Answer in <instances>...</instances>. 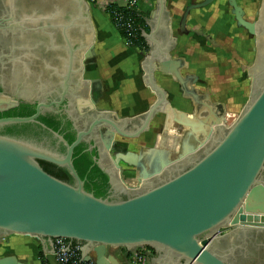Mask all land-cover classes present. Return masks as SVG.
Listing matches in <instances>:
<instances>
[{
	"label": "water",
	"instance_id": "obj_1",
	"mask_svg": "<svg viewBox=\"0 0 264 264\" xmlns=\"http://www.w3.org/2000/svg\"><path fill=\"white\" fill-rule=\"evenodd\" d=\"M165 1L157 0L151 29L141 30L150 47L141 62L142 79L154 93V101L136 115L140 123L133 132H123L109 118L102 120L121 136L135 138L148 130L157 114H164V129L173 123L185 127L188 138L196 141L195 147L173 160H157L159 167L151 171L140 168L143 175L135 187L118 176L115 159L116 172L106 175L115 187L110 199L86 190L73 165V149L84 132H79L71 144L58 135L66 146L65 154L0 135V236L16 233L38 237L49 264H59L53 254L54 239L59 237L79 244L83 261L90 262L93 253L94 264H112L113 258L106 254L109 246L128 250L152 247V259L157 264H228L213 249L217 240L250 233L264 237V83L260 82L264 56H256L250 63L248 98L230 125H224V117H212L210 106L205 108L208 115L200 117L205 104L191 86L195 75L181 74L186 61L173 58L168 44L162 45L155 37L163 26ZM85 4L89 41L81 57L83 72L84 60L95 42L89 5L87 1ZM229 4L238 24L254 33V26L239 17L235 0H229ZM80 20L78 15L79 25ZM77 40L80 43L82 38ZM154 72L169 74L180 85L183 96L194 104L191 116L171 105L166 91L156 83ZM39 108L32 116L0 118V126L34 121ZM118 150L124 154L123 148ZM128 155L134 164V156ZM39 160L65 168L73 183L47 173ZM186 163L189 165L181 169ZM225 229L229 231L218 235ZM251 256L249 253L247 260L237 258V264H253ZM0 264L21 263L5 257ZM259 264H264V252Z\"/></svg>",
	"mask_w": 264,
	"mask_h": 264
},
{
	"label": "flooded vegetation",
	"instance_id": "obj_2",
	"mask_svg": "<svg viewBox=\"0 0 264 264\" xmlns=\"http://www.w3.org/2000/svg\"><path fill=\"white\" fill-rule=\"evenodd\" d=\"M86 1L0 0V118L32 116L37 107H40L34 121L1 125L0 135L20 138L65 154L66 146L58 139V135L71 144L79 132H84L83 139L73 149V152L79 149L91 157L92 163L87 170L89 177L86 175L84 182L87 180L102 184L106 178L105 197L112 199L115 187L108 183L106 175L109 171L116 172L114 152L119 153V148L124 149L123 142L118 139L131 138L118 134L102 118L111 119L125 133L133 132L140 121L136 115L115 113L92 99L81 67L82 53L89 41ZM238 8L239 17L251 23L255 29L252 33L248 28L238 25L245 30L252 42V59L264 56V0H259L255 9L248 4ZM232 14L236 20L235 13ZM78 15L81 16V25L76 21ZM77 37L82 38L80 43ZM261 72L260 82L264 83V68ZM208 105L211 107L212 117L223 118L226 112L223 104L210 102ZM190 106L192 113L194 107L191 103ZM205 112L208 115L209 112ZM166 134L164 141L175 143L177 136ZM191 147L186 146L187 150ZM131 155L135 158L136 170L141 172L140 168L151 171L158 165L157 160H165L168 152L163 151L162 156L157 159L152 148L143 146ZM38 162L42 168L46 166L55 174L57 168L66 170L47 161ZM118 164V176L122 179V163ZM188 165L186 163L180 168ZM125 172L130 177V173ZM114 176L117 178L116 173ZM228 231L219 230L218 235H224ZM213 249L228 264H237V258L247 260L249 253L253 264H259L264 252V237L253 233L223 237L217 240Z\"/></svg>",
	"mask_w": 264,
	"mask_h": 264
},
{
	"label": "crops",
	"instance_id": "obj_3",
	"mask_svg": "<svg viewBox=\"0 0 264 264\" xmlns=\"http://www.w3.org/2000/svg\"><path fill=\"white\" fill-rule=\"evenodd\" d=\"M106 1L112 0H98L95 5L87 2L95 42L91 53L84 60L83 79L88 82L92 99L98 105L115 113L130 114L133 111L135 114L130 115H139L155 99L154 93L145 85L142 79L143 68L141 62L148 54L150 47L146 44L147 49L142 50L124 44L122 37L110 22L108 14L102 8L103 2ZM235 2L238 6H244L245 4H257L259 0H235ZM156 4L157 0H138L137 8L145 18L146 32L151 29L150 24L154 25L152 16ZM232 13L233 9L229 4V0H210L208 2L206 0L165 1L163 26L159 28L155 37L162 45L168 44L169 52L173 58L181 57L186 61V67L181 69V74L195 75L191 86L200 96L201 102L205 104L204 106H210L208 105L210 102L211 104L221 103L226 106L225 104L230 97L231 87H227V90L222 87H214L215 95L210 89L211 79L223 73L221 65L224 58L227 59L228 56L226 55L231 54L233 51L236 58H245L248 49L250 54L248 56L252 57L250 51L252 42L245 30L238 26L239 24ZM191 27L199 28L198 30L203 31L209 38L194 34L190 30ZM190 34L193 36L192 39H190ZM215 42H218L219 46L212 45ZM191 43L194 44L192 52L196 57L197 65L192 72H185L184 69H187L188 66L196 64L188 62L186 59L189 50H191L189 49ZM209 55L218 58L215 59V65L208 64L206 56ZM250 63V60L248 63L246 62V68L239 72L238 80H245L244 74H247ZM154 78L156 83L166 91L167 99L171 105L175 100L179 103H182V101L190 102L194 107L192 100L183 96L180 85L173 80L171 75L154 72ZM225 81L228 82V80ZM115 106L118 107L115 108ZM202 108L205 110L206 107ZM185 113L191 116L193 112ZM182 138L183 141H186L185 147L193 145L190 138ZM147 247L150 250L148 264H157L152 259L155 256L154 249ZM40 252L45 257L43 244L36 236L16 233L0 236V259L10 257L21 264H43L39 258ZM106 254L113 258L112 264H133L132 249L109 246L106 248ZM91 256L92 260L89 263L94 264V254L91 253Z\"/></svg>",
	"mask_w": 264,
	"mask_h": 264
},
{
	"label": "rangeland",
	"instance_id": "obj_4",
	"mask_svg": "<svg viewBox=\"0 0 264 264\" xmlns=\"http://www.w3.org/2000/svg\"><path fill=\"white\" fill-rule=\"evenodd\" d=\"M248 6L250 8L252 7L253 9H255L257 7V4H248ZM110 22H111V20H110ZM114 29L117 31V29L115 27H114ZM198 29L199 28H192L190 30H192L193 33L198 35V36H207L205 33H203V31L198 30ZM192 37H193L192 34H190V39H192ZM207 37L209 38V36H207ZM193 43H191V45H189V49H191V50H189V53L186 56L187 57L186 59L188 60V62H192L195 64L197 61H195L196 57H194V54L192 52V49H194ZM212 45L219 46L218 42H215ZM247 52H248L247 56L245 58L241 57L240 59L235 57L233 51L231 52V54L226 55L228 57H227V59L224 58V61H222V65H221V69H222L223 73L218 74L219 76L217 75L216 77L212 78L210 81V89L214 93V95H215V92L213 90L214 87H218V88L222 87L224 89H226L227 87L232 88V92L230 93V97L228 96L229 99L227 100V103L225 104L226 105L225 106L226 112H225V115H223L225 126L230 125L236 119V117L238 116V114L241 111L243 102L245 101V99L248 96L249 84L251 82V76L248 74V71H247V74L246 73L244 74L245 80H238V75H240L239 72H242L246 68V62L248 63L249 60L250 61L253 60L252 59L253 53H252V57L250 58L248 56V55H250L248 49H247ZM206 59H207V62L209 65H215V61L218 58H215V57H212L211 55H209V56H206ZM196 65H197V63L194 66H190V67L188 66V68L184 69V71L185 72H187V71L192 72L193 68L195 69ZM222 75L223 76L226 75V76L223 77ZM158 76H161V75H158ZM220 77H221V79H220ZM225 80H228V82H226ZM233 87H235V88H233ZM235 89H237V90H235ZM172 105L178 110H182V111H185L187 113H191L192 108H191L189 103H186L184 101H182V103H179L178 101L174 100L172 102ZM117 107L118 106H115V108H117ZM119 111H121V110H119ZM130 114H135V113L132 111V113H130ZM205 115H206L205 110L200 112V116H205ZM163 116H164L163 114H157L151 120L148 130L142 132L138 137L131 138V139H125V138L124 139L123 138L118 139L120 142H123V144H124L123 147L125 149L124 150L125 152H124V154H121L120 152L119 153L114 152V155H115L114 158H116L118 160V163L119 162L122 163L121 164L122 170L120 172V176H122V181L125 184H127L131 187H135L138 185L140 177L143 175V173L136 170L135 165L132 164V162L127 159V158H129V155H128L129 153H135V152H137V150L140 147L144 146L146 148H152L155 152L156 158H157L159 152H163V151L168 152V156L165 158V160L162 159L166 162V161H170V160L175 159L179 154H181L182 152H184L187 149L186 147H184V149H183V142L184 141L181 140L182 137L188 139L187 129L185 127L177 124V123H173L168 129H164V125H163L164 117ZM166 133L174 134L177 136L175 138V143L171 142L170 140L164 141L163 137L165 136ZM190 139L194 143V146H192V147H195L197 145L196 141H194L193 138H190ZM120 154L122 156H124L125 158H123ZM125 171H128L130 173L131 178L127 177Z\"/></svg>",
	"mask_w": 264,
	"mask_h": 264
},
{
	"label": "built area",
	"instance_id": "obj_5",
	"mask_svg": "<svg viewBox=\"0 0 264 264\" xmlns=\"http://www.w3.org/2000/svg\"><path fill=\"white\" fill-rule=\"evenodd\" d=\"M95 4L98 0H87ZM116 4L123 7L124 11H112L108 14L113 26L117 31L122 32V39L126 46H134V40L137 38L138 25L134 18L138 14V0H112L103 2V10L110 4ZM135 47V46H134ZM133 264H148L150 250L147 246H135L132 248ZM54 257L59 264H91L83 261L80 255V245L67 239L59 237L54 239ZM49 264V263H46Z\"/></svg>",
	"mask_w": 264,
	"mask_h": 264
},
{
	"label": "trees",
	"instance_id": "obj_6",
	"mask_svg": "<svg viewBox=\"0 0 264 264\" xmlns=\"http://www.w3.org/2000/svg\"><path fill=\"white\" fill-rule=\"evenodd\" d=\"M112 11H124V9H123V7H119L116 4L110 3L106 7L105 12L110 14V12H112ZM134 20L136 21V23L138 25L137 38L133 42L134 46L139 48V49L145 50V49H147V45H146L144 38L141 35V30L147 31L145 18L143 16V14L138 12V14L134 18ZM118 33L122 37V35H123L122 32L118 31ZM72 158H73V165H74L79 177L84 180V177L87 175V170L90 168V164L92 163L90 155L86 152H81L79 149H77L73 152ZM43 169L46 172H48L49 174L55 176L56 178H59L63 181L71 183V176L68 174V172L66 170H62L60 168H57V173L55 174L52 171H50L46 166ZM95 170H97V169L95 168ZM91 171H94V170H91ZM104 186H106V178L103 179L102 184H98L96 182L90 183V181H87V180H85V182H84V188L88 191L93 192L94 195L98 196V197H105ZM39 258L43 264L47 263L42 252L39 253Z\"/></svg>",
	"mask_w": 264,
	"mask_h": 264
},
{
	"label": "bare ground",
	"instance_id": "obj_7",
	"mask_svg": "<svg viewBox=\"0 0 264 264\" xmlns=\"http://www.w3.org/2000/svg\"><path fill=\"white\" fill-rule=\"evenodd\" d=\"M184 139H186V138H184ZM182 141H183V138H182ZM193 146H194V143H193ZM191 148H192V147H191ZM188 150H189V149H188ZM161 153H162V152H159V153H158L157 159H158L160 156H162ZM146 162H147V163L149 162V158H148V157H147V159H146ZM146 162H145V163H146ZM157 166H158V165H156V167H157ZM156 167H155V168H156Z\"/></svg>",
	"mask_w": 264,
	"mask_h": 264
}]
</instances>
